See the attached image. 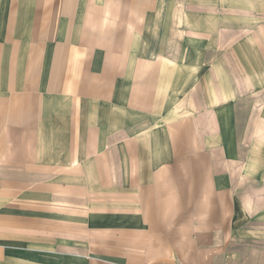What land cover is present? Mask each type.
<instances>
[{"label": "crops", "instance_id": "crops-1", "mask_svg": "<svg viewBox=\"0 0 264 264\" xmlns=\"http://www.w3.org/2000/svg\"><path fill=\"white\" fill-rule=\"evenodd\" d=\"M0 264H264V0H0Z\"/></svg>", "mask_w": 264, "mask_h": 264}, {"label": "rangeland", "instance_id": "rangeland-1", "mask_svg": "<svg viewBox=\"0 0 264 264\" xmlns=\"http://www.w3.org/2000/svg\"><path fill=\"white\" fill-rule=\"evenodd\" d=\"M180 1H187V2H203V3H209L214 0H180ZM216 1V0H215Z\"/></svg>", "mask_w": 264, "mask_h": 264}]
</instances>
